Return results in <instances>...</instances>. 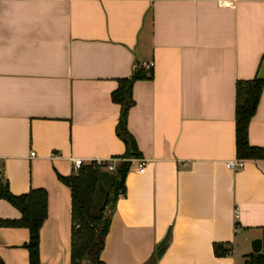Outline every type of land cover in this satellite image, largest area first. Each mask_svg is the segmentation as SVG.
I'll return each instance as SVG.
<instances>
[{
    "label": "crops",
    "instance_id": "1",
    "mask_svg": "<svg viewBox=\"0 0 264 264\" xmlns=\"http://www.w3.org/2000/svg\"><path fill=\"white\" fill-rule=\"evenodd\" d=\"M263 57L264 0H0V176L13 194L47 193L40 262L70 264L71 194L57 175L73 158L123 154L111 93L135 62H152L127 116L141 158L99 258L241 264L264 227V160L227 166L238 159L235 83ZM248 140L264 147V85ZM20 216L0 199V219ZM27 241L26 228L0 227L3 264H28ZM214 243L232 253L216 256Z\"/></svg>",
    "mask_w": 264,
    "mask_h": 264
},
{
    "label": "trees",
    "instance_id": "2",
    "mask_svg": "<svg viewBox=\"0 0 264 264\" xmlns=\"http://www.w3.org/2000/svg\"><path fill=\"white\" fill-rule=\"evenodd\" d=\"M257 73L251 79L237 80L235 83V152L236 158L241 160H264V147L251 145L248 140V126L264 85V79L258 78ZM148 77H151V69L135 62L130 75L117 79V87L111 93L112 102L119 106L115 133L124 144L123 154L99 165L94 161L84 163L77 174L57 175L71 194L70 264H106L99 255L108 232L110 215L125 192L124 181L132 161L141 158L136 140L127 127L128 111L134 104L132 87L136 80ZM114 159L119 162L110 172L105 167ZM0 199L6 200L21 215L16 220L0 219V227L26 228L28 241L24 247L28 251V264H42L39 258V231L47 216L46 191L38 188L13 194L7 180L0 176ZM261 240V251L245 255L241 264H264V227ZM231 251V248L227 249L220 243L213 244L216 256H224ZM152 260L144 264H155ZM0 264H3L1 259Z\"/></svg>",
    "mask_w": 264,
    "mask_h": 264
},
{
    "label": "built area",
    "instance_id": "3",
    "mask_svg": "<svg viewBox=\"0 0 264 264\" xmlns=\"http://www.w3.org/2000/svg\"><path fill=\"white\" fill-rule=\"evenodd\" d=\"M221 4L224 5V6H230L231 2L222 1ZM142 66L145 67V68H151L153 66V63L152 62L142 63ZM31 155L33 156L34 153L32 152ZM71 162H72V173L73 174H77L79 169H80V167L84 164V161L81 158H73ZM94 162L96 164H98V165L103 163V161H101V160H95ZM244 163H245L244 160L236 159V160H233V161H229L227 163V166L229 168H231L232 170H238V169H240V168H242L244 166ZM105 169L109 170V171H112L114 169V167L110 163H107ZM144 170H145V165H144V163L141 162L139 164V166H138V171L142 173V172H144ZM231 253H232V251L230 252V254Z\"/></svg>",
    "mask_w": 264,
    "mask_h": 264
},
{
    "label": "water",
    "instance_id": "4",
    "mask_svg": "<svg viewBox=\"0 0 264 264\" xmlns=\"http://www.w3.org/2000/svg\"><path fill=\"white\" fill-rule=\"evenodd\" d=\"M257 77L260 79H264V57L261 62L259 71L257 73ZM167 247V241H162L155 250L156 258H160L162 254L164 253L165 249ZM262 249V240L261 238H254L251 242V251L253 253H259Z\"/></svg>",
    "mask_w": 264,
    "mask_h": 264
},
{
    "label": "rangeland",
    "instance_id": "5",
    "mask_svg": "<svg viewBox=\"0 0 264 264\" xmlns=\"http://www.w3.org/2000/svg\"><path fill=\"white\" fill-rule=\"evenodd\" d=\"M119 161L117 160V159H114V160H110L108 163H110L114 168H115V166L117 165V163H118ZM109 171V170H108ZM111 172V171H110ZM87 261H85V263H86Z\"/></svg>",
    "mask_w": 264,
    "mask_h": 264
}]
</instances>
